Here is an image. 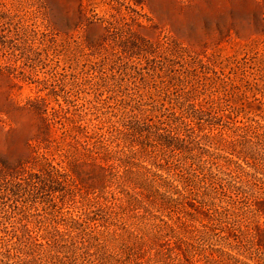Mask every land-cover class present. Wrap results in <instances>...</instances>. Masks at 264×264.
<instances>
[{
  "label": "rangeland",
  "instance_id": "rangeland-1",
  "mask_svg": "<svg viewBox=\"0 0 264 264\" xmlns=\"http://www.w3.org/2000/svg\"><path fill=\"white\" fill-rule=\"evenodd\" d=\"M193 105L213 111L201 117L203 133L182 124L177 145L195 155L148 148L162 155L155 161L143 151L139 143L153 140L148 124L176 136L159 125L162 111L173 118ZM257 133L264 136V0H0V264H74L69 250L86 264H153L152 237L169 226L252 264L213 231V215L231 206L220 185L251 193L230 159L263 182L264 165L204 134L246 135L241 142L264 159ZM130 150L137 155L126 176L119 159ZM189 169L197 189L183 197L173 188ZM146 178L148 198L134 190ZM251 218L240 215L243 229ZM257 219L264 226V215ZM128 232L146 243L136 260L123 253L117 263L116 250L132 245ZM53 235L61 239L51 248L43 237Z\"/></svg>",
  "mask_w": 264,
  "mask_h": 264
},
{
  "label": "trees",
  "instance_id": "trees-1",
  "mask_svg": "<svg viewBox=\"0 0 264 264\" xmlns=\"http://www.w3.org/2000/svg\"><path fill=\"white\" fill-rule=\"evenodd\" d=\"M195 97H193V100ZM211 109L213 110V100L211 101ZM201 108H196V105L191 106L192 111H188L186 108L179 107V111L176 109L173 111L172 116L173 118H170L164 111H162L163 115H166L165 122L161 121V119L158 118L159 125L167 124V126L174 128L175 137H171L168 139L167 133L165 134H159L156 131L162 130L163 128L160 126H157L156 123H151L147 125V130L149 132V135L146 134V137L153 138L152 142L147 141L143 142L141 141L139 144H141L142 149H144V152H147V154L150 157H153L156 160L160 159L162 155L160 153H156L155 150H148V148H155V147H161L162 151L166 153V151H182L185 150L187 152H192L193 155L195 151V147H181L179 144L180 142L184 141V137H181V135H185V131H182V124L186 127H190L193 129V133L195 131H199L200 133H203L206 129V124L202 121V116L207 114V112H210L209 114L213 113V111L208 107L206 112L202 110ZM217 108H220L219 105H217ZM151 120V119H149ZM146 124V121H145ZM195 124V126H194ZM196 127V128H194ZM246 127V126H245ZM125 129H128L129 134L134 133L139 136L143 135V130L138 129L134 132H131L129 130V127ZM153 129V131H152ZM247 129V128H245ZM123 133V132H121ZM258 136H264L260 133H257ZM127 135V133L125 134ZM208 139H215L216 137H220L218 143L222 144L231 151L230 154H236L238 159L241 158L244 161H248V159H252L255 166L258 168L259 166L264 165V159H259L256 157L255 153L257 152L256 149H253L252 147L246 148V142H241L242 139H247L246 135L238 134L235 139L231 141H223L225 138L221 134L214 135L211 137L210 135L204 134ZM234 138V137H233ZM193 140V139H192ZM194 141V140H193ZM196 142V141H194ZM249 142V141H248ZM249 144V143H248ZM134 145H137L135 141L130 144L131 147ZM238 146H241V149L237 151ZM248 150V151H247ZM136 152L134 150H130L128 156L126 158L119 159L120 161V167H123L124 169L127 168L124 173L126 176L132 171L129 170L127 164L130 157L135 156ZM231 162V163H230ZM234 164V170L231 171V173H236L238 176H235V178H240L242 183H246L248 187H251L253 189L250 190L251 193L248 194L247 191L240 190V187H238L235 183L228 185H220L219 189L222 194V196H228L230 197V209L226 208L223 211H218L216 209L214 211L213 215V221L216 220L220 223L218 228H213V231L215 232L217 229L220 231V234L218 235L219 238H222V240L225 241V244L231 249L237 250V254L240 255V252L247 256L249 261H253L252 264H264V226L259 223V220L257 219L261 215H264V182L260 178H256L255 176H250L246 170H244L243 166L232 159L229 160L228 168L232 167ZM247 164H249L247 162ZM255 169V168H254ZM146 170H149L146 168ZM259 170V169H258ZM194 169H189L187 171H181L179 170V173L177 175L180 178V182L182 185V189H179L178 186H174V190L176 193L183 195V197H187L184 195V193H189L191 195L192 190L197 189V183L199 177L197 174H195ZM258 172V171H256ZM125 176V175H124ZM154 176H157L155 174ZM243 177L244 181L242 180ZM123 179V177H122ZM124 182V179H123ZM145 185L138 186L134 185V190L139 189L140 191L137 193V195L148 198L147 195L149 191L153 188L152 182L149 180V178H146V181L144 182ZM147 183V184H146ZM210 186L212 184H216L213 179L209 182ZM217 187H213V193L216 195L218 192L215 191ZM249 191V192H250ZM214 195V196H215ZM133 196V195H130ZM233 196L236 197V199L233 198ZM136 200L137 197H135ZM217 197H213L215 199ZM250 200V202H249ZM134 200L130 198L128 202H133ZM139 201V200H138ZM246 201V203H245ZM201 204L205 202L201 201ZM237 203H241L237 204ZM244 203V204H242ZM202 207V206H201ZM232 209V210H231ZM251 213L252 218L251 222L246 224V229L242 228V224L240 223L239 217L243 214ZM86 220H93V218H86ZM222 223H225L222 225ZM187 228V227H186ZM166 232H164L162 229L158 228L156 229V233L154 234L152 239L157 242L158 250L155 254V257L149 258V261H153V264H200L201 260H205L206 264H251L249 262L243 261L240 259L237 255L232 254L231 252H225L223 250L218 249H211L207 250L203 247L196 245V235H192L190 237H186L184 233L185 231H179L175 229L172 226L168 227L167 229H164ZM184 230V229H183ZM189 230V229H188ZM190 233L194 234V231H189ZM57 235H53L52 237L46 236L43 237L44 240H46L47 245L49 247H53L55 245H58V242H60L61 237H56ZM125 239V237H123ZM128 239H132V245H129V243H123L120 248H118L119 253L116 256H112V260L115 262H120L122 254H126L129 260H136L137 256L136 252L138 249H141L142 246H144L145 239L141 236L134 235L133 232H128L127 235ZM29 239L31 241V245L37 244L33 239V236L29 235ZM37 240V239H36ZM130 241V240H128ZM234 242V243H233ZM42 245V244H41ZM102 249H106V246L101 244ZM230 249V250H231ZM142 250V249H141ZM121 251V252H120ZM149 252V251H148ZM68 253H70L69 257L73 260V263H78V260H80V264H86V260L81 253L76 254V251L69 250ZM140 253H144L140 252ZM77 255V258H76ZM77 259V262H76ZM110 259V258H109ZM141 259V258H138ZM88 262V261H87ZM134 264H139L134 263Z\"/></svg>",
  "mask_w": 264,
  "mask_h": 264
}]
</instances>
